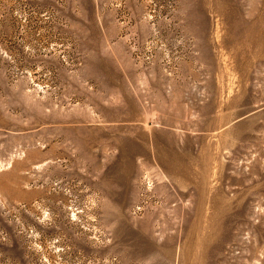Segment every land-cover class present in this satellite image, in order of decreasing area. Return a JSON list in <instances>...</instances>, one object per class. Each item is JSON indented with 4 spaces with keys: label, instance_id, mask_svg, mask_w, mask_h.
Masks as SVG:
<instances>
[{
    "label": "rangeland",
    "instance_id": "374dc122",
    "mask_svg": "<svg viewBox=\"0 0 264 264\" xmlns=\"http://www.w3.org/2000/svg\"><path fill=\"white\" fill-rule=\"evenodd\" d=\"M0 264H264V0H0Z\"/></svg>",
    "mask_w": 264,
    "mask_h": 264
}]
</instances>
